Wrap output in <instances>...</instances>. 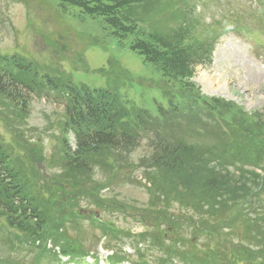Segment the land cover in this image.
<instances>
[{
    "label": "rangeland",
    "instance_id": "374dc122",
    "mask_svg": "<svg viewBox=\"0 0 264 264\" xmlns=\"http://www.w3.org/2000/svg\"><path fill=\"white\" fill-rule=\"evenodd\" d=\"M135 14L143 21L139 28L144 39L150 33L169 39L190 29L194 32L188 40L192 47L199 41L213 44L210 61L195 69L191 81L203 98L229 104L219 111L226 120L245 117L248 143L253 133L249 129L252 134L248 135L246 129L259 123V117L264 118V0H150ZM131 40L118 43L100 19L81 16L77 9H62L57 0H0V56L16 54L39 70L32 93L27 95L23 87L16 86L28 99L24 108L0 94V141L28 181L30 174L41 179L42 187L34 181L32 185L39 188L36 193L43 206L55 210L61 206L57 219L62 225H50L56 231L48 235L53 243L62 242L63 250L73 255L71 260L86 259L78 264H93V260L104 264L107 257L115 262L123 257L125 264H182L183 260L187 264H227V249L232 247L228 241L232 245L240 242L242 225H223L219 233L210 235L197 231L196 225L185 221L196 220L193 212L199 202L194 199L195 205L187 207L185 192L178 188L176 199L170 196L167 202V211L182 224L171 219L168 224L143 223V216L162 210L158 206L162 199L158 204L154 201L155 190L178 181L165 173L163 180L157 176L147 137L140 139L136 149L105 150L86 159L84 173L98 185L94 199L75 191L74 185L66 196L61 193L65 204L57 201L53 185L65 157L62 121L66 98L59 86L67 82L77 88L107 86L128 104L153 116L157 106L168 107L160 72L128 49ZM41 77L61 85L54 91ZM175 121L171 118L170 122ZM199 121L187 114L175 125H168L194 143L203 139L195 130ZM237 134L232 129L226 140L231 151L241 144ZM67 212L71 218L61 219ZM157 238L161 243L154 242ZM172 242L177 244L170 245ZM190 247L195 257L185 253ZM57 257V250L49 244L37 247L8 229L0 218V264H67Z\"/></svg>",
    "mask_w": 264,
    "mask_h": 264
},
{
    "label": "trees",
    "instance_id": "16d2710c",
    "mask_svg": "<svg viewBox=\"0 0 264 264\" xmlns=\"http://www.w3.org/2000/svg\"><path fill=\"white\" fill-rule=\"evenodd\" d=\"M57 1L62 9H77L81 16L100 19L109 35L118 43L132 38L128 49L160 72L163 80L162 95L168 106L167 109L159 106L157 115L152 117L120 100L107 86L98 89L87 86L77 88L72 82L59 86L65 91L60 94L66 98L65 119L62 121L65 157L53 185L59 198L57 201L61 205L65 204L60 197L61 193L65 195L74 185L77 188L75 191L79 190L94 199V190L98 185L89 181L84 173L86 159L105 150L122 152L135 149L140 139L147 137L152 144V164L157 168V176L163 180L165 173L169 179L176 177L178 181L174 185L155 190L157 196L154 201L158 204V199H162L158 205L162 206V210L143 216L145 223L152 225L151 222L157 221L159 224L161 221L168 224L170 219L174 220L167 211V202L170 196L176 199L178 188L185 192L187 207L195 205L194 199L199 202L193 212L196 220L192 221L197 231L210 235V232L219 233L223 225H242L240 242L232 245L228 241L232 247L227 249L228 262L225 263L264 264V160H259L264 159V118L259 117V123L246 129L247 134L251 136L253 133V136L245 143V117L242 116L239 121H228L219 111L229 108V104L216 98L201 96L191 79L198 66L210 61L213 44L211 46L208 42L199 41L200 44L192 47L188 44V40L194 36L190 29H184L181 34L177 33L169 39L160 38L154 33L148 34L144 39V33L139 28L143 21L135 13L150 0ZM107 69H110L108 64ZM38 75L37 65L32 62L16 54L9 58L0 56V94L11 103L19 104L22 108L26 106L28 99H24L22 91L16 86L23 87L29 95ZM40 79H44L54 91L61 85L60 82L54 84V81L46 80L45 77ZM187 114L199 118L195 130L202 133V140H195L193 143L184 138L183 134L178 136L175 129L168 125H175ZM171 118L178 121L170 122ZM227 122L232 125H227ZM232 129L240 135V140H237L241 144L231 151L226 140ZM13 161L12 155H9L0 141V216L8 226L21 232L32 242L49 240L53 249H57L60 254H70L63 250L62 242L53 243L48 235L56 231L50 225H62L57 219L61 206L56 210L43 206L39 193H36L40 191L39 188L32 185L34 181L42 187L41 179L30 174L28 176L31 181H28L27 175ZM164 178L166 184L167 178ZM156 183L154 181L153 186ZM41 191L49 193L46 189ZM152 203L151 200V205L154 204ZM64 217L71 218L70 212L61 215V219ZM174 221L176 225L181 224V221ZM185 222L190 221L188 219ZM223 236L226 237L224 234ZM154 242L161 243V240ZM175 244L177 243H170ZM165 246L171 248L169 245ZM201 252H204L203 248ZM185 253L189 257H195V251L191 247Z\"/></svg>",
    "mask_w": 264,
    "mask_h": 264
},
{
    "label": "bare ground",
    "instance_id": "6f19581e",
    "mask_svg": "<svg viewBox=\"0 0 264 264\" xmlns=\"http://www.w3.org/2000/svg\"><path fill=\"white\" fill-rule=\"evenodd\" d=\"M113 36H115V35H113ZM130 37V36H129ZM126 38V37H125ZM120 39V38H119Z\"/></svg>",
    "mask_w": 264,
    "mask_h": 264
}]
</instances>
